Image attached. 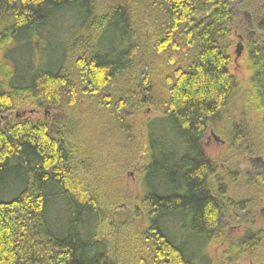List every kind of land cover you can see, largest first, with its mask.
<instances>
[{"label": "trees", "instance_id": "trees-1", "mask_svg": "<svg viewBox=\"0 0 264 264\" xmlns=\"http://www.w3.org/2000/svg\"><path fill=\"white\" fill-rule=\"evenodd\" d=\"M242 12L259 33L245 61L264 126V0H0V264H230L253 248L254 232L225 233L232 210L264 200L256 171L244 204L229 196L227 162L259 151L229 113ZM25 106L49 116L18 119ZM141 109L157 116L130 119ZM219 125H231L225 166L201 146ZM136 166L133 201L118 178ZM119 203L145 220L125 263L102 234L127 224Z\"/></svg>", "mask_w": 264, "mask_h": 264}, {"label": "rangeland", "instance_id": "rangeland-1", "mask_svg": "<svg viewBox=\"0 0 264 264\" xmlns=\"http://www.w3.org/2000/svg\"><path fill=\"white\" fill-rule=\"evenodd\" d=\"M237 9V5H235ZM241 18L248 22L249 26L245 29L238 31L237 36L242 35L243 38H237L235 43L230 49V54L232 57V62L229 65V70L236 75L238 79L242 82V90L238 93L234 100L233 105L230 106L229 113L232 112V118L237 120L241 116L245 119L248 128L251 130L250 133V144L256 145L258 153L255 155L245 154L239 156L233 161L227 162V165L231 166V170L236 172L235 181L230 185L229 196L233 200V203H243L249 198L248 188L244 184L245 179L243 173L256 171L258 173L264 174V126L259 120V116L256 107L253 105V100L251 98L252 89L248 84L249 71L247 70V64L245 61L246 57V41L248 39L253 40L259 33L256 28L255 23L247 19V13H240ZM236 38V37H235ZM240 44L242 46L240 55H236V47ZM31 106H25L19 108L16 113L18 119L31 118L35 119L37 117H48L49 114L38 113L34 114L29 111ZM151 116H157V112H152L150 109H141L135 116L130 117V119H136L138 123H142L144 120ZM233 121V120H232ZM140 125V124H139ZM229 126H217V128H209L201 141V146L205 154L211 158L216 159L222 166L226 165L225 157L229 153V142H228V132L231 129ZM140 140L144 138V132L142 127L139 126V136ZM255 147V146H252ZM225 162V163H224ZM119 182V189L124 192V195L134 201L136 198L142 197V184L139 167H134L131 170L126 171L122 174ZM254 198V197H253ZM250 203H246V208L244 210L233 212L231 211L229 219L226 222L225 233L230 239H239L244 236V233L248 230L255 233V239L257 243L252 249L238 254L235 261L230 264H264V200L259 201L257 204L253 203L254 207ZM129 209V210H128ZM123 212L122 220L127 224L124 228H121V232L118 233L116 229L110 225L109 221H104L102 224V234L107 239V241L112 246H118L119 252L123 253L125 259L123 263L130 261V256L134 258V254H137V244L138 233L144 228L145 220L144 213H138V217H133V210L125 205H120V203L112 209L111 212ZM127 212V213H126ZM122 214V213H121ZM239 216L240 219L234 220L232 215ZM124 230V231H123ZM224 248L223 242L217 245L210 246L208 253L213 261L219 258Z\"/></svg>", "mask_w": 264, "mask_h": 264}, {"label": "water", "instance_id": "water-1", "mask_svg": "<svg viewBox=\"0 0 264 264\" xmlns=\"http://www.w3.org/2000/svg\"><path fill=\"white\" fill-rule=\"evenodd\" d=\"M241 48H242V46H241L240 44H238L237 47H236V55H237V56L240 55Z\"/></svg>", "mask_w": 264, "mask_h": 264}, {"label": "flooded vegetation", "instance_id": "flooded-vegetation-1", "mask_svg": "<svg viewBox=\"0 0 264 264\" xmlns=\"http://www.w3.org/2000/svg\"><path fill=\"white\" fill-rule=\"evenodd\" d=\"M45 114H48L46 111H45ZM203 149V148H202Z\"/></svg>", "mask_w": 264, "mask_h": 264}]
</instances>
